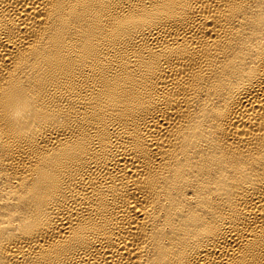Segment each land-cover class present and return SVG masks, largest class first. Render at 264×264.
Here are the masks:
<instances>
[{
	"label": "bare ground",
	"instance_id": "bare-ground-1",
	"mask_svg": "<svg viewBox=\"0 0 264 264\" xmlns=\"http://www.w3.org/2000/svg\"><path fill=\"white\" fill-rule=\"evenodd\" d=\"M0 264H264V0H0Z\"/></svg>",
	"mask_w": 264,
	"mask_h": 264
}]
</instances>
